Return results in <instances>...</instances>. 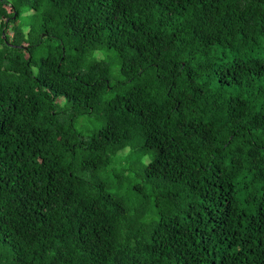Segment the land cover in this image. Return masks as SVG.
Segmentation results:
<instances>
[{
  "label": "trees",
  "instance_id": "trees-1",
  "mask_svg": "<svg viewBox=\"0 0 264 264\" xmlns=\"http://www.w3.org/2000/svg\"><path fill=\"white\" fill-rule=\"evenodd\" d=\"M0 264H264V0H0Z\"/></svg>",
  "mask_w": 264,
  "mask_h": 264
},
{
  "label": "rangeland",
  "instance_id": "rangeland-1",
  "mask_svg": "<svg viewBox=\"0 0 264 264\" xmlns=\"http://www.w3.org/2000/svg\"><path fill=\"white\" fill-rule=\"evenodd\" d=\"M23 8V10L24 11H26V8L25 7H22ZM27 12H28V10H27ZM27 12H25V13H23V20H21V24H27L28 22H29V19H30V14H28ZM25 26V25H24ZM9 34H10V36H11V32H9ZM9 54H10V57L11 58H14L15 57V55L10 51L9 52ZM61 101H59V103H60ZM88 156L90 157V158H97V159H103V155H100V154H88ZM140 168H141V166H140ZM114 195H117L116 194V192H114Z\"/></svg>",
  "mask_w": 264,
  "mask_h": 264
}]
</instances>
